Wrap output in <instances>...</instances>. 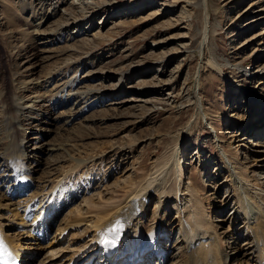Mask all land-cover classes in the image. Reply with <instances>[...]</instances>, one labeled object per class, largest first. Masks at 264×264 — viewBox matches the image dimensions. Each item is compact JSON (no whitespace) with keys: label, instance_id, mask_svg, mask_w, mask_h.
Instances as JSON below:
<instances>
[{"label":"rangeland","instance_id":"obj_1","mask_svg":"<svg viewBox=\"0 0 264 264\" xmlns=\"http://www.w3.org/2000/svg\"><path fill=\"white\" fill-rule=\"evenodd\" d=\"M4 1H0L4 4L0 7V96L9 98L13 92L11 71L25 60V53L37 49L34 51L36 41L31 36L33 20L18 11L22 3L33 0ZM44 1L45 6L35 9L38 18L59 5V0ZM90 2L94 5L79 7L77 11L82 17H90L95 27L85 26L83 32L66 35L61 44L53 46V55L39 68V76L48 78L59 70L66 72L65 79L76 73L77 77L100 73L97 83L90 84L93 86L111 74L113 80L104 86L113 89L120 83V73H127L123 88L130 93L119 101L120 105L105 108V103L84 115L71 129L60 131L58 140L74 147L70 156L83 163L78 165L67 157L66 161L60 158L62 162L56 165L44 166L34 176L33 192L27 194L32 196H23L21 206L0 202V230L17 245L24 256L23 264H69L71 259L75 264H88L97 260L100 252L91 227L96 214L129 204L130 197L147 180L168 171L171 189L176 177L184 180L189 190L180 193L194 201L190 207L181 202L179 209L178 200L173 197L163 200L164 205L157 197L151 199L145 216L139 215L134 223L139 224V229H156L160 241L157 247L164 252L159 263L155 255L145 263L181 264L187 258L179 219L193 214L198 205L204 207L206 221L213 222L210 225L215 229L210 228L216 230V242L223 244L227 252L236 250L239 258L243 257L250 239L245 216L238 213L239 202L231 191V173L224 164L221 147L230 153L229 159L235 161L241 177L264 189V128L258 129L264 122V107L256 105L251 109L247 103L250 97L244 92L247 90L251 96L261 94L264 100V85H256L257 80L249 81L226 66L240 63L244 69L255 71L264 65V0ZM93 12L96 13L92 16ZM62 23L58 17L40 31L57 33ZM69 31L76 30L72 27ZM73 37L77 38L75 44L65 41ZM214 55L225 74L213 70ZM40 56L42 59L44 53ZM141 66L146 71L142 78L136 75ZM196 101L206 119L198 116ZM14 111L5 104V113L0 117L2 147L13 145L5 138L3 123L14 118ZM252 112L257 125L253 130H241L238 117L248 118ZM237 132L241 136L231 139L229 134ZM202 183L196 197L195 187ZM37 185L39 189L35 188ZM48 199L53 207L51 226L48 238L42 239L36 234L40 229L36 223ZM24 211L29 218L25 221ZM59 228L65 231L61 234ZM202 243L204 240L197 247ZM137 262L143 264L141 260Z\"/></svg>","mask_w":264,"mask_h":264},{"label":"bare ground","instance_id":"obj_2","mask_svg":"<svg viewBox=\"0 0 264 264\" xmlns=\"http://www.w3.org/2000/svg\"><path fill=\"white\" fill-rule=\"evenodd\" d=\"M0 1L5 2L4 0ZM28 2L22 3L18 11L29 18V21H31V19L33 20L34 28L31 30V36L32 39L34 38L33 40L36 41L34 51L37 49V52L25 53V60L22 61L20 65H16L11 71V82L13 83V92L11 96L9 98H1L0 96V117L5 113V104H9V106L15 110L14 118L10 121L6 120L3 123V126L6 127L5 135L7 134L6 137H3H5L8 142L13 143L12 147H9V145L2 147L0 138V202L4 203L5 201H10V205H14L17 208L23 204L22 202L24 200L21 198L30 191L33 192V184L36 182L34 176L41 172L44 166L56 165L62 162L60 158L66 161L67 157L73 159L72 161H76L78 165L83 163L79 161L78 158L70 156V150L74 147L67 142L63 143L58 140V136L61 135L60 131H65L63 130L65 128L71 129L84 115L95 111L99 106H103L105 103H108L106 106H103L105 108L120 105L121 102L119 101L123 99L127 93H130L128 89L124 90L123 88L125 79L129 77L127 73L126 75L120 73V83L118 87L116 86L117 88L114 86L113 89L111 87L112 85L110 86L111 88H109V86L105 88L104 86V83L113 80L111 74L103 77L104 80L101 84H95L93 86H90V84L97 83L99 77H101L98 75L100 73L87 74L84 75V77H77L76 73L72 78L65 79L64 74H66V72L59 70L48 78L39 76V68L44 64L47 58L53 55V46L61 44L62 39L66 35L70 37L76 35L78 32H83L85 26L89 25L88 29H93L95 27L96 24L94 21L90 22V17L86 15L82 17L80 16L81 12L77 11L79 7H91L94 5V2H90V0H59V5L53 10H47V13H44L41 18H38L35 9L38 6L40 8L45 6L47 1L33 0L30 4ZM112 4H114V2ZM3 5L0 2V7ZM96 12H93L92 16ZM58 17L63 19V23L57 30V33H50L49 31V33L44 34L40 31L41 27L45 26L47 22L56 20ZM36 22L39 23L36 24ZM72 27H74L76 31L71 33L69 30ZM76 39V37L67 38L65 41L75 44ZM16 49L17 48H15V50ZM16 52L19 53L18 50ZM43 53L44 57L41 59L39 55ZM214 57V61H212L211 64L213 70L222 75L225 74L221 65L219 67L217 64V57L215 55ZM69 60L70 59L67 61L68 65L71 64V60ZM226 67L234 72L236 70V72H239L240 75L246 77L249 81H251V79L257 80L255 81L256 85H264V65L261 67L259 66L255 71H249L247 68L244 69L240 63H228ZM136 75L141 78L146 76V71L142 66L137 70ZM55 81L56 84L53 85ZM256 85L255 87H257ZM244 92L250 97L247 103H249L251 109L253 107L255 108L256 105H259L261 108L264 107V100H262L261 94L255 93L251 96L247 90L244 89ZM262 92H264V90H262ZM143 102L146 103L145 101ZM195 105L197 109H199L198 116L206 119L207 115L200 111V105L197 101ZM253 114L254 112H252L248 118H246L247 115H240L238 117V124H241V130L254 129L257 124L253 122L254 118L251 117ZM262 123L263 124L260 125L261 127L258 126V129L264 128V122ZM1 128L2 122L0 121V129ZM217 134L218 133H216V135ZM240 134L237 132L230 133L229 135L232 139L241 136ZM217 137L220 141L219 136ZM221 149L224 151L222 154L224 164L228 166L229 172L231 173V191L239 202L238 213L241 212V214L245 216L248 240L250 239V242L245 244L247 247L241 258H239V254L236 250L227 252L223 244L216 242V230H214L215 228L213 225H210V223L213 222H210V219L206 221L204 207L198 205L193 214L181 216L179 219V230L181 232L182 241L188 249L186 251L187 258L180 263L264 264V189L258 188V186H252L247 179L241 177L240 174L236 172L237 167L235 166V161L233 162V159H229L231 158L228 155L230 153L222 147ZM200 159L199 157V160ZM169 174L170 172L168 171H165V173L162 171L159 175L147 180L145 185L137 192L135 191L130 197L129 204H119L112 210H100L98 214H96V221L92 222L93 224L91 227L94 228L96 249L98 248L100 252L98 251L99 257L97 260L87 262L88 264H138V260L146 264L145 261H149L153 255L157 257V263H159V256L164 250L158 249L157 247L158 242H160L158 241V231H156V229L152 230V228L150 230L149 228L146 230L139 229L137 228L139 224H135L134 221L140 217L139 215L145 216L144 212L146 211L147 205L154 197H157L161 205H164L165 201L163 200L173 197L176 199L175 201L178 200L179 209L181 202L184 203V206L190 207L194 199H187L185 196L186 193H184L183 196L181 194L185 189L189 190V187L185 188L187 185L185 181L182 179L180 181L178 177H176L174 180L176 185L171 189L172 184L169 183L171 178L168 179V177H166ZM177 183L179 184L178 187ZM189 183L191 185L193 182ZM181 185L183 186L182 190ZM193 186H195V183H193ZM203 186V183L201 185H196V192L194 193L196 197ZM35 188L39 189L38 185ZM254 190L255 192H253ZM190 191L192 192V190ZM30 194L31 195L27 196H32V193ZM13 197H17L20 200L15 202ZM32 199L35 201V197H32ZM52 199H54V197H52L51 200ZM51 200L48 199L46 201L47 204L42 208L44 209L49 205V201ZM31 203L34 204L33 201ZM50 207H52L51 204L48 208ZM17 208L15 211L18 210ZM25 211L24 215L26 213ZM52 212L53 209L50 213ZM36 214L38 215V212H36ZM26 219V215L22 217L23 221ZM50 226L51 223L49 219L47 223L42 221L40 226H38L40 229H37L36 234L42 239H47ZM210 226L214 229H211ZM104 227H106L105 230H103ZM58 231L62 234L65 228H59ZM212 233H214L213 236ZM0 236L7 241L12 249L17 251L18 258L20 259L22 255L21 252L17 250L18 247L14 244V241L3 230H0ZM234 238L235 237H232L230 239ZM203 240L204 243H202L200 247H197V243ZM205 240L209 241L208 246L205 245ZM152 249H154V251H152ZM70 261L71 263L69 262V264H75L72 259Z\"/></svg>","mask_w":264,"mask_h":264},{"label":"snow or ice","instance_id":"obj_3","mask_svg":"<svg viewBox=\"0 0 264 264\" xmlns=\"http://www.w3.org/2000/svg\"><path fill=\"white\" fill-rule=\"evenodd\" d=\"M0 264H15L12 253L0 242Z\"/></svg>","mask_w":264,"mask_h":264}]
</instances>
